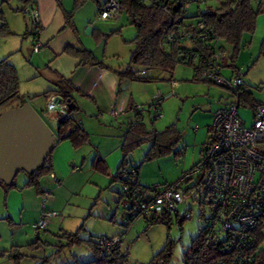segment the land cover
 <instances>
[{
	"label": "rangeland",
	"instance_id": "rangeland-1",
	"mask_svg": "<svg viewBox=\"0 0 264 264\" xmlns=\"http://www.w3.org/2000/svg\"><path fill=\"white\" fill-rule=\"evenodd\" d=\"M2 1L0 0V4L2 3L0 11H2L7 25L9 26L7 22L8 18L9 22L13 21V23L11 22L14 25L11 26L13 31L15 29L19 30L14 35L0 37V60L6 58V56L2 57V51H13V55L11 54L10 57H15L14 61L16 63H22L20 67L18 66L19 73L17 74L20 79L19 88L21 94L25 97V100L31 103L36 112L42 116L46 121L45 123L51 128L56 129L57 115L45 111L47 102L46 97H43L42 93L45 91L44 86L47 83L43 81L44 78L35 82L29 80L26 74H22L23 69L28 72L32 68V64L39 65L36 60L39 51H34V35L32 33L34 32V27L28 14L24 13L26 6L23 8V12H10L11 8L23 7V0H11L10 2L7 1V3H3ZM104 2L105 0H100V5H104ZM219 3V0H208L201 4L194 3L189 6L188 15L195 17L200 11H205L208 7H217ZM67 5L70 7L69 2ZM100 5L95 0H85L81 5L76 4V0H71V12L79 10L77 17L79 23L84 22L85 24L88 22L87 19L91 17L89 21H93L91 22L92 27L97 28V32L103 33V35H99V33L93 32V35L89 37V42L92 45L91 48L95 54L92 53L97 60L104 61L117 68L125 69L130 64L129 58H131L135 46L133 40L137 35V28L125 11L121 13L120 19L99 18L97 9H99ZM257 17L255 32L252 35L246 34L243 38L242 42L244 44L250 43L249 47L243 48L241 53H239L236 67L243 74L247 73L244 77L251 86L249 90L253 92L254 98L257 101L260 102L261 100V103L264 104V70L261 67V65L264 66V57L259 56L258 53L264 39V13H261ZM1 24L2 21L0 20V26ZM113 31H116V33L110 35ZM217 43L220 45L222 41ZM227 49V52L231 54V47L229 46ZM257 58L259 62L257 65H254L255 67H251ZM132 69L133 71H137L141 69V66L132 65ZM174 69L173 75L157 69H151L148 72V77L158 78L159 80L147 82L128 79L122 83L125 92L129 96H132L137 107L143 110L142 120H144L146 128L149 131L162 133L170 128H174L175 131L171 139L169 136L164 138V143L170 146V150L164 153V155L146 159L145 155H147L152 145L149 140L139 143L127 155L131 164L140 167L138 168V181L140 184L148 187L154 185L164 187L167 184L178 182L182 176L195 169V166L199 164L202 158L201 153L204 149V143H206L205 141L208 138V125H213L214 123V118L211 115L218 107L225 103L226 99L229 100L232 95L231 91L224 86L206 82L200 78L195 79L194 66L191 64L178 63ZM220 70L224 77L228 78L232 74V70L229 67L224 66ZM255 72L257 73L256 80H251L250 77L255 75ZM171 76L172 80L174 79L173 81L177 82L176 86H173V81L170 79ZM161 94L163 101L159 107V116L157 117L153 104L155 103V98ZM15 105L13 104V106ZM251 114L252 108L250 105H243L239 108V116L246 122L248 127L253 121ZM108 115L115 118L111 113ZM108 117V120H106L108 122L104 121V123L110 126L113 125L111 132L114 134L112 135L113 137H103L101 133L104 132V127L96 126L94 130L95 135L92 138L95 141H99L101 145L97 146L101 148L102 152L107 148L110 149L108 163L110 162V165H112L111 170L114 175L117 171L116 168H118L123 159L121 144L128 128L120 122L113 121V118L110 116ZM107 139L111 142L109 143ZM114 145L116 148H114ZM81 147L84 149H82L83 152L88 151V156L95 154L92 144H85ZM79 158H81V155L77 160L78 166H80L82 160ZM81 169L84 171L83 175H81V183H84L86 180L89 181L88 183H84L82 186L79 182L78 184L80 185L74 186L75 188H69L66 185L63 188L51 190V193L40 194L39 197L40 206L38 210L40 216L43 207L44 210H51L49 209V204L54 197H57L60 203L61 201L62 204L69 203V208H74L75 215L78 213L76 217H72L71 219L67 217L65 222L58 224L56 227L52 226L48 229V232L42 230L40 234L44 238H42L43 241L41 240V242H37L38 240L35 238L36 232L32 224L27 229V235L19 233L16 229L13 230L8 226L0 225V228L2 226L0 250L6 251V255L0 257V264H18L10 254L12 247H15L14 243L25 245L22 247L18 246L17 248L20 249L23 255H30L21 258L22 264H36L38 261L36 257L45 256L55 251L54 248L56 247L52 248V245L57 240L67 244V239L64 237L65 232L78 233V238L81 240L67 245L60 256L68 251L79 261H91L94 259L95 253L91 248L90 241L95 242L103 236H113L119 231L124 233L122 235L123 242L121 249L127 256V264H148L155 253L162 250L167 240L174 242L171 264H183V252L190 245L191 240L199 234L202 228L212 226L214 223V213L210 206L203 207L199 203L189 199L186 203L179 205L181 213L189 210L191 206L190 217L185 221L180 222L177 218L172 217L170 224L158 222L148 226V223L144 219L138 218L130 226L126 227L123 219L124 208L118 202V193L121 191L122 185L119 182L112 183V175L94 171L91 167L90 158L81 166ZM82 170L79 172H82ZM18 174L15 180L17 184L22 183L26 178L25 172ZM43 177L49 178L56 187L60 186L57 185L60 182H56L51 174L44 175ZM197 178L198 175H195L194 180L189 181L188 184H184V188L192 186ZM64 214L68 216L69 212H65ZM78 215L80 217H77ZM213 227L216 230L219 229L218 224ZM58 257L53 259L52 264L59 263Z\"/></svg>",
	"mask_w": 264,
	"mask_h": 264
},
{
	"label": "trees",
	"instance_id": "trees-1",
	"mask_svg": "<svg viewBox=\"0 0 264 264\" xmlns=\"http://www.w3.org/2000/svg\"><path fill=\"white\" fill-rule=\"evenodd\" d=\"M11 0H3L2 2L7 3ZM85 0H76V4L81 5ZM100 5V0H95ZM220 3L217 7H208L205 11H200L195 17L184 15L181 17V25L189 29L188 32L194 34L195 42H186L182 39L176 38L173 41H167V35L173 31L176 19L180 17V8L173 4L162 5L160 3H152L144 0H120V10L126 12L131 22L136 26L137 32L134 38V49L131 54L130 64L125 69H118L115 72L118 74L120 81L124 80H139V81H153L159 80L158 78L148 77V72L151 69H157L165 71L173 75L174 68L178 63H187L194 66L195 79L201 78V71L205 67V62L211 57V54L217 49H227L231 47V54L229 58L221 62L219 65L222 67L224 63L227 67H231L236 70V61L239 57V53L245 47H249V43H243V38L246 34L252 35L257 27V16L264 13V1L257 3L255 0H219ZM8 2V3H9ZM24 5L21 8H13L15 12H23L24 6L34 5L35 0H23ZM2 4V3H1ZM0 4V8L1 5ZM102 5H100L98 16ZM0 11V20L2 24L0 26V37H8L14 35L9 30L6 23L5 17ZM69 17L72 18V14L69 13ZM198 23H203L204 28L201 30L196 29ZM29 32V31H28ZM118 32V31H117ZM208 32L205 39L201 40L200 35ZM33 35L35 32H32ZM116 33L113 31L111 34ZM109 36V35H108ZM222 41L220 45L217 43ZM260 47L259 56L264 57V39L262 40ZM73 47H67L66 52L72 53L79 56L82 60V64H92L107 67L102 61L97 60L92 51L83 48L82 50L72 49ZM196 51L201 53L200 61H192L191 59L186 60L183 58L184 51ZM9 57L0 60V112L10 108L19 107L26 103L25 97L20 92V79L17 75V69L15 66L10 64ZM259 58V57H258ZM257 58V60H258ZM255 60V61H257ZM254 61V62H255ZM132 65L141 66V69L133 71ZM141 70L145 71L144 75H141ZM171 81L172 76L170 77ZM57 89L55 92L60 93L67 102H72L75 107L70 110V117H58L57 127L55 129V135L58 136V142L64 139H70L75 147L84 145L89 141V134L82 127L81 123L76 121L72 114L76 111L77 104L72 96L73 86L69 80L60 77L57 82ZM51 92L44 93L46 97ZM252 91L244 88L242 93L244 105H254L257 101L252 96ZM28 102V101H27ZM13 104H16L13 106ZM69 104V103H68ZM129 110L133 111L134 119L128 124V131L123 139L121 148L123 151V159L116 169L117 173L112 179V183L119 182L122 185L121 191L118 193L119 196L123 195L125 187H129L130 191H136L139 188H149L140 184L138 181L139 166L131 164L128 160L127 155L134 149L135 146L139 145L145 140L151 142L150 150L148 151L146 159H152L170 150V146L164 143V138L171 137L174 135V128H170L162 133L149 131L146 128L143 118V110L138 108L135 104H130ZM127 110V108H126ZM211 129V128H210ZM211 130L209 131L210 134ZM209 137V135H208ZM177 138V137H176ZM178 139V138H177ZM208 139V138H207ZM52 153L47 159H45L44 165L32 174H27L28 178L24 186L34 187L39 193L47 194L43 190L41 179L44 175L54 173L52 163ZM95 170L108 174L109 168L105 160L95 159L94 160ZM17 178V177H16ZM16 180V179H15ZM7 189H11L16 186L14 181L12 185L6 186L0 182ZM130 224L125 226L128 227L137 217L133 215L128 216ZM214 218V215H213ZM148 226L154 223L164 222L166 224L171 223V218H157V217H144L143 218ZM125 221V220H124ZM264 223L258 224L256 230L252 233L249 238L248 246L246 248L236 247L233 249L235 242L234 236L229 233L223 234L220 229H213L211 226L202 228L199 234L191 240L190 245L183 252V264H264ZM214 232L218 239V243L214 245L208 244L206 240L208 235ZM123 237L124 233L118 234ZM67 244L62 241L56 246V250L48 255L36 257L38 259L36 264H52L53 259L62 254L67 245L71 243L79 242L81 239L78 238V233L65 232ZM92 250L94 251V259L91 261H79L74 258L71 264H127V256L122 251L121 247L112 250L105 255H101L100 247L97 244L98 240L93 242L90 241ZM173 241L167 240L165 246L158 253L152 257L148 264H171L173 258ZM18 246L12 247L10 250L11 257L17 261L24 256Z\"/></svg>",
	"mask_w": 264,
	"mask_h": 264
},
{
	"label": "built area",
	"instance_id": "built-area-1",
	"mask_svg": "<svg viewBox=\"0 0 264 264\" xmlns=\"http://www.w3.org/2000/svg\"><path fill=\"white\" fill-rule=\"evenodd\" d=\"M162 5H176L180 8V17L176 19V24L167 35V41L176 38L186 42H195L194 34L188 32L189 29L181 25V17L188 13L189 6L197 3L201 4L208 0H144ZM264 0H255L260 3ZM24 13L28 14L32 26L34 27V51H39L41 43L38 36L41 33L40 18L38 11L32 5L24 8ZM120 0H107L99 13V18H121ZM204 28L203 23L196 25L197 30ZM208 32L200 35L201 40L205 39ZM228 49L217 48L211 57L205 62V67L201 71V80L224 86L232 93V101L227 106L218 109L215 113L214 123L208 139L205 141L202 151V158L195 169L182 176L178 182L167 184L164 187L154 185L149 188H139L130 191L129 187L124 188L123 195L119 196V201L124 208V222L129 225V215L137 218L175 217L180 222L188 219L191 214L189 210L181 213L179 205L186 203L189 199L199 203L200 206H210L214 213V223L211 226L219 225L223 234L229 233L234 236L236 247L246 248L249 238L258 227L264 223V104L254 102L252 108V124L248 127L246 122L239 116V108L244 105L242 93L246 87L245 74L240 69L230 77L221 74V62L229 58ZM201 53L196 51H184L183 58L186 60L200 61ZM141 75L145 74L141 70ZM173 86L177 82H172ZM46 110L59 117H70L68 102L58 92H51L46 96ZM153 104L155 115L159 116V107L162 104V94L155 98ZM111 114L117 118L119 113L112 110ZM198 178L190 187H185L189 181ZM52 178L59 182L55 173H51ZM45 206V204H44ZM57 212L44 210L39 221L33 224L36 233L45 229L52 217H56ZM264 225V224H263ZM35 233V234H36ZM214 232H211L206 239L208 244L218 243ZM123 237L119 235L103 236L98 239L101 255L111 252L122 246Z\"/></svg>",
	"mask_w": 264,
	"mask_h": 264
},
{
	"label": "crops",
	"instance_id": "crops-1",
	"mask_svg": "<svg viewBox=\"0 0 264 264\" xmlns=\"http://www.w3.org/2000/svg\"><path fill=\"white\" fill-rule=\"evenodd\" d=\"M35 1L36 3L32 6L35 7L38 11L37 13L39 14L41 23L40 26L42 27L41 33L38 36L41 47L40 49H38V57L36 58L39 65L32 64V68L28 72L23 69L22 74H26L29 77V80L35 82H38L40 81V79L44 78L43 81H45V83L47 84L44 86L45 91L42 93L43 97H45V92L55 91L57 89L56 85L60 77H63L72 83V96L77 104L76 111L72 114V116L76 121L81 123L87 134H89V141L85 144H92V146H94L95 152L94 155L88 156L89 153L87 150L83 152L84 149L81 147L82 145L79 147H75L70 139H64L58 142L56 146H54L51 160L53 163L54 173L57 175L60 182L57 185L60 186L56 187L54 183L49 180V178L44 177L41 179L40 185L47 193H51V190L54 189L63 188L66 185H68L67 187L69 188H75L80 184H82L83 186L84 183H88L89 181L86 180L84 183H81V175H83L84 173V171L81 169V166L86 163L88 158L91 159V167L94 171H97L94 168V160L97 158L105 160L109 168V173L106 175H112L113 179L117 171L113 175L111 170L112 165H110V162L108 163V160L110 159L108 155L111 151L109 148H107L102 152L101 148L97 146L100 144L99 141H95L92 136L95 135L94 130L96 126H101L104 127V132L101 133L103 134V137H113L112 135L114 134L111 133L113 125L110 126L104 123V121L108 120V116L113 118L111 115H108L113 109L117 110L119 113V116L116 119L113 118V121L120 122L122 125L128 128V124L132 121V119H134L133 111L129 110L128 107H130V104L136 105V102L134 101V98L132 96H129V94L125 92L122 84L123 81H120L118 74L115 72V70L121 69L120 67L117 68L115 66H111L104 61L102 62L107 65V67L105 68L97 65H92L91 63L82 64V59L79 56L66 52L65 48L73 47L72 49H74V51L82 50L83 48H85L95 54L94 50L91 48L92 45L89 42V37H91L90 35H93V32H97L98 29L92 27L91 22L93 21H89L91 17L87 19L88 22L85 21V24L84 22L79 23V19L77 18L79 10L74 11L75 13L71 12V0ZM106 1L107 0H105V2ZM68 2L70 7H68L67 5ZM11 9L10 12H13V8ZM69 13L72 14V18L69 17ZM7 22L9 24L8 27L10 28L11 32L14 34L17 33L19 29H15V31H13L11 27L14 26L12 25L13 21L9 22L7 18ZM78 23L81 25H79ZM97 33H99V35H103V33H101L100 31ZM2 52V57H8L11 56V54L13 55V51ZM14 58L15 57H10L9 62H11L10 64L17 68V71L19 73L18 66L20 67L22 63H16V61H14ZM258 62L259 59L253 62L251 67L257 65ZM224 66L227 67L225 63L222 67ZM261 67L262 70H264V66L261 65ZM229 68L232 70V76L236 70L232 69L231 67ZM231 76H229L228 78H230ZM256 76L257 73L255 72V75L250 77L251 80H256ZM246 87L247 90L251 88L250 84L247 81ZM252 96L254 97V95ZM231 101L232 95L230 96L229 100L226 99L224 101L225 103H221L222 105L218 107V109L227 106ZM216 111L212 113L211 117L215 115ZM119 127L121 128V126ZM208 127V131H210L212 125L210 124L208 125ZM53 131H55V129H53ZM107 140L109 143L111 142L109 139ZM115 145L114 148H116ZM80 155L81 158L79 159L82 160L80 166H78L77 160ZM80 170H82V172H79ZM27 178L28 176L26 174V178L24 179V181L18 184L16 182V186L18 187H14L11 189H7L3 185H0V225L8 226L13 230L16 229L17 232H21L24 235L28 234L27 229L30 227V224H35L40 217V212L38 209L40 206L39 197L41 193H39L31 186H24ZM79 182L80 184H78ZM69 207V203L62 204V201L60 203L59 198L54 197L49 204V209H51L50 211L58 212L59 215L50 218V220H48V226L42 230L48 232V229L52 226L56 227L58 224L65 222L67 217L68 219L76 217L78 213L75 215L73 211L74 208ZM65 212H69V215L65 216ZM77 217L80 216L78 215ZM1 228L0 238L2 237ZM41 231L35 234V238L36 240H38L37 242H41V240L43 241L42 238L44 237L42 236V234H40ZM121 233L122 232L119 231L115 235ZM58 243L59 240H57V242L52 245V248L56 247L55 245H57ZM13 245L20 247L25 246L20 243H14ZM54 249L56 250V248ZM5 255L6 251L0 250V257H3ZM24 256L30 255L24 254ZM58 258V264H71L74 260L71 253L68 251ZM18 264H22L21 261H19Z\"/></svg>",
	"mask_w": 264,
	"mask_h": 264
},
{
	"label": "water",
	"instance_id": "water-1",
	"mask_svg": "<svg viewBox=\"0 0 264 264\" xmlns=\"http://www.w3.org/2000/svg\"><path fill=\"white\" fill-rule=\"evenodd\" d=\"M69 103L70 110L75 107ZM31 103L0 112V182L12 185L20 172L32 174L45 163L58 136Z\"/></svg>",
	"mask_w": 264,
	"mask_h": 264
}]
</instances>
